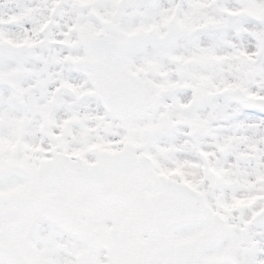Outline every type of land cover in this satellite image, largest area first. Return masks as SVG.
<instances>
[{"label": "snow or ice", "instance_id": "6c2138e0", "mask_svg": "<svg viewBox=\"0 0 264 264\" xmlns=\"http://www.w3.org/2000/svg\"><path fill=\"white\" fill-rule=\"evenodd\" d=\"M0 264H264V0H0Z\"/></svg>", "mask_w": 264, "mask_h": 264}]
</instances>
